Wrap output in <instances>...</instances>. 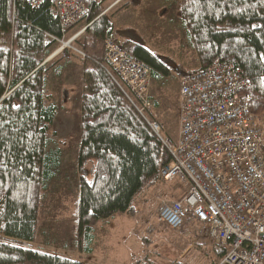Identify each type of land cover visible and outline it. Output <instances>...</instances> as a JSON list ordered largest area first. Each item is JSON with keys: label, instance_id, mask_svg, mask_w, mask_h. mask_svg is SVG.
<instances>
[{"label": "trees", "instance_id": "trees-1", "mask_svg": "<svg viewBox=\"0 0 264 264\" xmlns=\"http://www.w3.org/2000/svg\"><path fill=\"white\" fill-rule=\"evenodd\" d=\"M88 6L76 241L78 250L91 253L99 221L116 213L135 216L137 195L158 182L160 168L171 158L110 74L101 46L107 29L151 66L153 79L191 70L152 51L138 30L115 27L101 2L88 0ZM178 16L200 67L237 58L251 80V111L262 116L264 0H181ZM0 38L5 42H0V264H86L32 245L40 231L45 189L62 154L60 146L50 147L56 106L44 102L50 68L42 64L52 43L63 38L59 20L47 0L38 7L0 0ZM62 51L67 54L66 48ZM216 251L219 257L225 253L218 247Z\"/></svg>", "mask_w": 264, "mask_h": 264}, {"label": "built area", "instance_id": "built-area-1", "mask_svg": "<svg viewBox=\"0 0 264 264\" xmlns=\"http://www.w3.org/2000/svg\"><path fill=\"white\" fill-rule=\"evenodd\" d=\"M43 1L23 0L31 7ZM47 1L63 31L89 14L88 0ZM103 46L110 74L171 154L160 177L187 185L181 199L161 201L160 220L173 230L188 221L199 225L225 251L217 264H264V114L251 111V80L237 58L179 77L180 128L173 141L148 116L154 108L151 66L110 28Z\"/></svg>", "mask_w": 264, "mask_h": 264}, {"label": "rangeland", "instance_id": "rangeland-1", "mask_svg": "<svg viewBox=\"0 0 264 264\" xmlns=\"http://www.w3.org/2000/svg\"><path fill=\"white\" fill-rule=\"evenodd\" d=\"M101 3L115 27L138 30L155 53L168 55L187 70L202 68L184 22L178 16L181 0H101ZM86 24L82 21L62 39L55 40L42 62L50 68L46 73L44 102L56 106L50 147L60 146L62 154L57 174L45 189L40 231L32 245L86 264H217L218 246L199 225L190 223V227L173 230L159 220L161 201L179 199L187 191L184 184L161 177L156 187L137 195L135 216L116 213L100 220L94 229L92 252L77 249ZM113 35L119 39L114 31ZM0 42L5 44L1 38ZM101 46L104 53L103 41ZM65 48L67 54L62 51ZM57 66H62L59 74L54 72ZM179 77L173 73L152 80L154 108L148 113L160 122L162 135L173 141L177 140L180 128Z\"/></svg>", "mask_w": 264, "mask_h": 264}, {"label": "bare ground", "instance_id": "bare-ground-1", "mask_svg": "<svg viewBox=\"0 0 264 264\" xmlns=\"http://www.w3.org/2000/svg\"><path fill=\"white\" fill-rule=\"evenodd\" d=\"M63 31V30H62ZM68 33V31H63V37L66 35ZM220 61V60H219ZM107 65V64H106ZM108 66V65H107ZM108 68H109V66H108ZM202 68H205V67H202ZM202 68H200V69H202ZM109 70H110V68H109ZM198 70V69H197ZM172 181H177V180H172ZM186 187H187V185H185ZM184 196V195H183ZM182 196V197H183ZM182 197H180L179 199H181ZM164 200H170V199H164ZM171 200H178V199H171ZM159 209V208H158ZM158 217H159V213H158ZM159 220H160V217H159ZM161 221V220H160ZM161 223H163L162 221H161ZM164 224V223H163ZM165 225V224H164ZM166 226V225H165Z\"/></svg>", "mask_w": 264, "mask_h": 264}, {"label": "crops", "instance_id": "crops-1", "mask_svg": "<svg viewBox=\"0 0 264 264\" xmlns=\"http://www.w3.org/2000/svg\"><path fill=\"white\" fill-rule=\"evenodd\" d=\"M199 67H200V65H199ZM196 70H197V69H196ZM179 100H180V98H179ZM170 182H172V181H170ZM156 186H157V183H156L155 185L149 187L146 191H148L149 189L154 188V187H156ZM192 224H193V223H192ZM190 226H191L190 221H188L184 228H186V227H190ZM212 241H213V240H212Z\"/></svg>", "mask_w": 264, "mask_h": 264}]
</instances>
